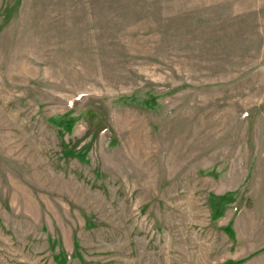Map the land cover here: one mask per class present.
Returning <instances> with one entry per match:
<instances>
[{
  "label": "rangeland",
  "instance_id": "374dc122",
  "mask_svg": "<svg viewBox=\"0 0 264 264\" xmlns=\"http://www.w3.org/2000/svg\"><path fill=\"white\" fill-rule=\"evenodd\" d=\"M0 264H264V0H0Z\"/></svg>",
  "mask_w": 264,
  "mask_h": 264
}]
</instances>
